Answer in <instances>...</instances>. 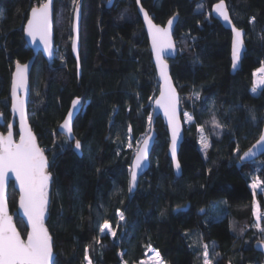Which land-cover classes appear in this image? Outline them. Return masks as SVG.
Segmentation results:
<instances>
[{
	"label": "trees",
	"instance_id": "16d2710c",
	"mask_svg": "<svg viewBox=\"0 0 264 264\" xmlns=\"http://www.w3.org/2000/svg\"><path fill=\"white\" fill-rule=\"evenodd\" d=\"M77 1L79 76L70 50L74 6L72 0H54V57L47 62L37 55L29 80L28 120L50 165L44 226L53 243V264H87L86 248L92 264H136L148 247L167 264H203L205 245L212 264H264L257 249L264 231L256 227L253 213L254 200L264 211V154L240 160L264 123V85L251 91L253 72L264 64V0H224L233 24L245 33L246 50L234 74L231 33L210 12L220 0H140L158 25L177 16L171 77L180 95L199 99L187 108L192 121L182 118L180 177L173 173L166 128L157 118L149 168L133 193L131 159L149 131L158 91L148 45H142L145 31L137 25L135 0H113L110 7L107 0ZM36 4L0 0L1 132L10 122L12 69L32 56L23 27ZM128 24L135 28L125 39L119 30ZM75 97L84 99L73 122L80 157L57 131ZM200 133L210 141L207 159L198 150ZM254 178L262 187L255 195ZM17 196L10 186L14 214ZM15 221L25 237L23 222L17 216ZM105 221L116 236L101 233Z\"/></svg>",
	"mask_w": 264,
	"mask_h": 264
},
{
	"label": "snow or ice",
	"instance_id": "6c2138e0",
	"mask_svg": "<svg viewBox=\"0 0 264 264\" xmlns=\"http://www.w3.org/2000/svg\"><path fill=\"white\" fill-rule=\"evenodd\" d=\"M140 0H137L139 4ZM73 6L78 8L76 0H72ZM144 12L143 8L140 9ZM214 11L223 18L224 21L231 24V20L226 10L224 0L214 6ZM78 15V12L76 13ZM52 16H53V2L52 0H37L36 6L31 7L30 17L25 27L26 34L36 41L39 38L40 42L44 45L45 52L49 56L52 53ZM144 18L149 25V30L152 36L153 47L156 50V59L159 68L160 77L163 80L161 87L160 99L156 103L164 109L165 115L169 118L170 125H174L175 122V108L177 104V97L175 90L172 88L170 78L168 75V65L161 59L160 53L167 48L173 47L171 36V28L174 24V19H169L167 28H160L152 23L149 19L147 12H144ZM255 17L250 20V23L254 22ZM75 30V26H73ZM233 48H232V64L233 68L238 67V61L241 59V49L243 46L242 32L240 29L233 26ZM76 50V41L73 40V51ZM26 70L27 65H20L17 63L16 72L13 77L12 96H13V110L18 112L21 119V133L19 143H14L12 139V132L9 131L7 136H0V264H50L52 260V242L48 230L44 226L45 209L49 199V182L50 173L48 168L50 167L47 158L44 155V151L40 149L36 142L35 137L32 135L30 129L24 127L26 120L24 112V102L17 95L18 91H23L26 87ZM258 80H254L252 91H257L258 85H264V64L253 73L254 77ZM199 99V95H196ZM78 107V102L73 101V108L70 110L68 118L64 120L62 129L68 131L69 135L72 134L71 118L75 115V109ZM187 121H192V116L185 113ZM255 120V117H253ZM214 123H216L214 121ZM220 127L219 124H216ZM9 124V128H11ZM203 131V129H199ZM177 129L173 127V159H175V140ZM264 143V131H261L257 145ZM203 148L207 149L209 144L206 140L202 141ZM131 146V145H129ZM149 140L143 141V147L139 148L135 155L134 162L130 167V181L129 191L131 192L137 182L138 170L142 168L144 161L147 159ZM256 145H253L255 148ZM81 148V142L76 140L75 149ZM253 154L252 149L244 153L241 157L243 160L245 157ZM179 169V164H176ZM11 172L15 175L16 181L19 182L20 187V208L23 209L24 215L27 216L28 225L30 231L27 233V240L21 239L20 233L12 224V218L7 214L6 203L4 199V182L7 174ZM250 187L257 189L259 187V181L253 182ZM254 215L256 214V205L254 202ZM203 211V210H201ZM120 220L125 219L124 215L117 212ZM260 217L258 216V220ZM259 227V225H257ZM107 230L113 236H116V232L105 221L101 226V233ZM264 231V229H261ZM154 251V250H153ZM208 246H204L203 252V264H212V260L209 259ZM154 257L156 264L160 262V254L154 251ZM85 261L87 264H92V260L89 258L88 249H85ZM143 264H152V260L144 261Z\"/></svg>",
	"mask_w": 264,
	"mask_h": 264
},
{
	"label": "water",
	"instance_id": "95a60500",
	"mask_svg": "<svg viewBox=\"0 0 264 264\" xmlns=\"http://www.w3.org/2000/svg\"><path fill=\"white\" fill-rule=\"evenodd\" d=\"M52 2H53V16H52V53H53V55L49 56L48 53L45 52L44 45L40 42L39 38H37L36 41H33L32 38L26 34L25 27H26L28 19L30 17V13H31V9H30L28 11L26 21L24 23L23 35H24V40L26 42V45L32 51V56L27 61H25L23 63H19L20 65H27L26 87L24 88L23 91H18V93H17L19 98L22 99L24 102V112H25V116H26V120L24 122V127L26 129L31 130L32 135L35 137V142L40 149H42V148L40 147L38 140H37V137H36L35 133L33 132L31 125L29 123V120H28L27 108H28V100H29V96H30L29 80H30V73H31V70H32V67H33V64H34V61H35V58L37 55L40 54L42 56V58L47 62H50L54 57V0H52ZM219 2L220 1L214 3L211 6L210 12H211V16L215 20H217L224 29L229 30L231 33L230 49H229V57H230V63H231L230 64V73L234 74L239 69L241 60H242L244 52L246 50L245 40H244L245 33H244V30L240 29L242 32L243 46L241 49V59L238 61V67L236 69H234L233 64H232V48H233V31H232V28L235 25L233 24V22L230 18L229 12H228V15H229V18L232 22L231 24L224 21L223 18L220 17L219 14L214 11V6L217 5ZM76 3L78 5V8L73 7L72 17H71L70 50H71V54H72L73 58L76 61L77 75L79 76L80 68H79L78 56H79V47H80L79 36H80V21H81V3H80V1H77ZM112 3H113V0H107L106 7H110L112 5ZM224 4H225V2H224ZM135 5H136V12H137L139 20L141 22V26L143 27V29L145 31V37L147 39L148 49H149L150 54H151V62H152V65L154 67L156 79L158 82V91H157V94L152 101V104H151L152 105V111H151V120H150L149 131L143 137L141 142L138 144L137 149H136V151H135V153L131 159L130 167L132 166V164L134 162L135 155H136L137 151L139 150V148L143 147V141L145 139H148L149 140V146H148V152H147V159L144 161L142 168L138 170V177H137L136 185L130 193H133L136 190L138 183L140 181V178L142 176H144V174L147 172V170L149 168L150 154H151L154 142L157 138V132L155 130L156 119L159 118L166 128V132H167V136H168L167 156L170 159L172 169H173V173L176 177H180V175H181V167H179V169H177L176 164L178 163L180 166V163L178 161V153H179V149H180L181 143L183 141V137H184V125H183V121H182L181 104H180V96L181 95L179 94V92H178V90H177V88H176V86L172 80L171 73H170V63H169L177 55V46H176L175 39L173 37V31H174V27H175V24L177 21V16L170 18V19H174V24L172 25V28L170 30V32H171L170 39L172 41L173 47L167 48L160 53L161 59H163L164 62L168 65V75L170 78L172 88L175 90V94L177 97V104H176V108H175V122H174V125H170L169 118H168V116L165 115L164 109L156 103V101L160 99V93H161V87L163 85V80L160 77L159 68H158L157 59H156V50L153 47V41H152V36H151L150 30H149V25L144 18V12H147V11L141 6L140 2H139V4H137V0H135ZM225 7H226V4H225ZM141 8H143L144 12L140 11ZM226 10L228 11L227 7H226ZM77 12H78V15H76ZM147 14H148V17H149V19H151L153 24L159 26L160 28H167L168 27L169 19L166 21V23L164 25H158L152 20V18L148 12H147ZM73 26H75V30H73ZM236 28H238V27H236ZM74 39L76 41V50L75 51H73V40ZM16 65L12 69L10 88H9V96H8V98H9L10 122L6 126V132L0 131V136H7L9 131H11L13 134L12 135L13 142L19 143L20 133H21V119H20L19 113L13 110V96H12L13 77H14V73L16 72ZM74 100H76L78 102V107L75 109V115L71 118L72 134L69 135L67 130L62 129V125L64 123V120L66 118H68L70 110H72V108H73V101ZM83 106H84V99L83 98H81V97L73 98L70 102L69 108H68L63 120L60 122V124L57 127L58 133L65 136L66 139L72 143V151L79 157L81 156V148L79 150L75 149L76 139H75V136L73 133V122H74V119L76 118V116L80 113ZM3 124H4V116H3V113L0 112V125H3ZM9 124H11V126H12L11 128H9ZM173 127H175L177 129L176 140H175V159H173V152H172V148H173ZM261 131H264V123L262 125ZM261 131H260V133H261ZM258 139H259V137L257 138V140ZM257 140L248 149H246L241 154L240 160H241V157L244 156V153L248 152L249 149H252V151H253V154L249 155L248 157H245L243 160H241L242 162L252 161V160L257 159L258 157H260L261 155L264 154V143L257 145ZM253 145H256V147L253 148ZM44 155H45V153H44ZM45 157H46V155H45ZM48 172H49V168H48ZM129 181H130V171H129ZM10 186L13 187L14 191L18 195L17 196V203H16V211H15L16 215L11 212L9 204H8V190H9ZM19 198H20L19 182L16 181L15 175L13 173L9 172L7 174V177H6L5 182H4V199H5V203H6L7 214L12 218V224L16 228L17 232L20 233L21 239H24L26 241L27 240V233H28V231H30V226L28 225L27 216L24 215L23 209L20 208ZM48 204H49V202H48ZM48 204H47V206H48ZM200 214H203V211H201ZM16 216H17V218H19L23 222V224L26 228L25 237L22 236L21 232L19 231V229L16 226V221H15ZM45 217H46V209H45ZM51 242H52V240H51ZM257 249L262 254L263 261H264V243L258 244ZM52 251H53V243H52ZM54 259H55V253L53 251V256H52V260L50 261V264L54 263Z\"/></svg>",
	"mask_w": 264,
	"mask_h": 264
},
{
	"label": "rangeland",
	"instance_id": "374dc122",
	"mask_svg": "<svg viewBox=\"0 0 264 264\" xmlns=\"http://www.w3.org/2000/svg\"><path fill=\"white\" fill-rule=\"evenodd\" d=\"M140 24H141V22L138 21V24H137V25H140ZM134 28H135V26L128 24L127 26H125L124 28H122L121 30H119V33H120L121 37H123V38H125V39H128L129 36H130V34H131V32L134 30ZM142 45H143V46H147V45H148V43H147V39H144ZM259 68H260V67H258L257 69H259ZM257 69H255L254 72H256ZM254 72H253V73H254ZM258 77H259V73L257 74V77H254V76H253V83H254V80H258ZM261 87H262V85H258V87H257V91H258ZM252 88H253V86H252ZM252 88H251V91H252ZM257 91H256L255 93H257ZM252 93H254V92L252 91ZM196 100H197L196 95H181V96H180L181 115H182V118H183L184 121H186V122H191V121H187V120H186L184 114H185V113H188V114L191 115V113L187 110V108H188L190 105H192ZM191 116H192V115H191ZM204 140H206V139L203 137V134L200 133V134H199V139H198V143H199V144H198V150H199L201 156L203 157V159H207L208 155L210 154L211 146H210V141H209V140H206L207 143L209 144V147H208L207 149H204V148H203V144H202V141H204ZM128 142H129V143H128V146H129V145H131V146L133 145V144L131 143V137H130V139H129ZM136 148H137V147H136ZM208 174H209V173H208ZM257 180H258V179H255V178H254V179L251 181L250 185H251L253 182H256ZM258 181H259V180H258ZM251 189H252V188H251ZM252 190H253V192H254V195H255L257 192L262 191V187H261V185H260V181H259V187H258L257 189H255V190H254V189H252ZM254 202H255V205H256V209H255L256 214L254 215V217H255V224H256V227H257V225H259L258 228L261 230V229H263V225H264V211L259 207L257 200H254ZM253 205H254V203H253ZM253 213H254V207H253ZM258 216L260 217L259 220H258ZM104 233L111 234V233H109L107 230H105ZM257 246H258V245H257ZM153 250H154L153 248L148 247L146 257H145L144 259H142L139 263H136V264H143L144 261H149L150 259L152 260V264H156V262H155V257H154V251H155V250H154V251H153ZM159 264H167V263L163 262L162 259L160 258V262H159Z\"/></svg>",
	"mask_w": 264,
	"mask_h": 264
}]
</instances>
